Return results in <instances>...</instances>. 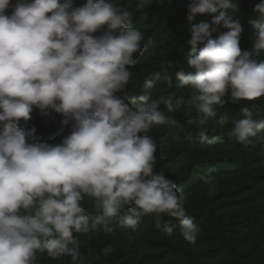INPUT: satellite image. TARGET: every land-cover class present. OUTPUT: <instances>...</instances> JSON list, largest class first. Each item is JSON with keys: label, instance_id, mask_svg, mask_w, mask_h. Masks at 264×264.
Listing matches in <instances>:
<instances>
[{"label": "clouds", "instance_id": "obj_1", "mask_svg": "<svg viewBox=\"0 0 264 264\" xmlns=\"http://www.w3.org/2000/svg\"><path fill=\"white\" fill-rule=\"evenodd\" d=\"M151 3L136 0V10ZM237 8L234 0L188 5L190 21L197 13H219L210 23L193 25L190 70L176 73L175 87L189 90L187 102L198 114L215 116L229 93L232 102L264 97V59L253 58L264 52V0L248 21L255 29L252 52L239 46L242 26L229 14ZM133 15L115 0H86L79 7L73 0H0V264H35L37 252L84 264L74 233H111L117 221L135 229L153 213L168 237L174 230L164 213L179 222L185 241L195 243L200 228L174 181L154 171L158 141L147 134L153 125L177 124L161 104L175 112L184 98L152 99L158 83L173 87L167 70L149 73L138 97L116 95L129 84L133 54L144 39L131 26ZM34 108L42 116L60 114L61 124L71 123L70 134L55 146L40 142L35 127L20 123L31 119ZM261 111L255 103L242 107L243 118L232 120L228 135L245 147L264 144ZM227 123L221 117L216 126ZM200 124L202 143L222 139L209 136L204 120ZM203 183L215 192L214 177ZM85 196L94 212L81 206ZM111 251L102 250L105 256Z\"/></svg>", "mask_w": 264, "mask_h": 264}, {"label": "trees", "instance_id": "obj_2", "mask_svg": "<svg viewBox=\"0 0 264 264\" xmlns=\"http://www.w3.org/2000/svg\"><path fill=\"white\" fill-rule=\"evenodd\" d=\"M234 2L238 8L235 13L230 11L229 14L234 20H239L242 26L239 46L242 51L252 52L255 29L248 21L257 15L255 5L261 0ZM84 3L86 0H73L74 7ZM115 3L133 10L131 26L139 28L144 35L140 51L133 54L136 64L130 68L132 78L124 91L116 95L123 97L128 92L138 97L146 91L144 79L149 73L167 70L173 87L158 83L150 90L152 99L171 95L174 100L181 96L185 100L171 113L161 104V109L173 117L177 124L153 125L147 134L158 141L154 171L172 179L178 191L184 194L187 214L198 224L200 231L195 243H189L179 235V222L164 213L161 214L162 219L169 221L174 230L173 236L168 237L155 226L153 213L142 217L135 229L122 227L117 221L111 233H74L84 264H133L136 255H140L148 264H264L257 248L241 236L244 229L264 221V144L245 147L235 137L228 135L232 120L243 118L240 109L254 103L264 107V97L254 101L232 102L229 93L222 98L224 107L216 106L215 116H205L198 114L195 107L187 102L189 90L175 87L176 73L190 70L188 59L190 55H195L191 54V46L187 44L191 39V28L201 22L210 23L219 13H197L190 21L187 8L191 0H152L150 5L140 10H136V0H115ZM99 34L98 31L93 35ZM219 34L213 33L212 38ZM201 47L203 44L198 45V49ZM253 58L264 59V52L260 56L253 53ZM169 63L171 67H168ZM139 104L137 100L133 107ZM30 115L35 120L33 124L30 123L31 119L20 123L29 130L35 127L40 142L55 146L71 132V123L61 124L62 116L54 111L42 116L40 110L34 108ZM221 117L228 118V123L222 128L216 126V121ZM260 117H264V111H261ZM201 120L205 121L203 126L208 129L210 137H222L218 143L208 145L201 142L197 135ZM180 126H184L183 131ZM230 168L236 170L230 172ZM231 174H237L245 181V185L232 191L238 196V210L233 208V199H225L220 191L210 193L208 190L201 197L194 194L191 187H187L191 182L201 188L206 176L227 179ZM251 205L254 206L252 210L249 209ZM81 206L86 211H95L92 199L87 196L81 201ZM125 214L127 209L122 213ZM131 240L134 241L133 245H128ZM107 246H111L112 251L105 256L102 250ZM41 254L45 262L40 264H73L67 255L51 258L47 253Z\"/></svg>", "mask_w": 264, "mask_h": 264}, {"label": "rangeland", "instance_id": "obj_3", "mask_svg": "<svg viewBox=\"0 0 264 264\" xmlns=\"http://www.w3.org/2000/svg\"><path fill=\"white\" fill-rule=\"evenodd\" d=\"M35 122L34 118L31 117L30 123L33 124ZM236 168H230V172H234ZM216 181V191H220L223 193L225 199H233L232 205H235L233 208H237L238 205V196L237 193L232 192L238 189L239 186L245 185V181L240 178L237 174H231L227 179L215 178ZM203 182V180H202ZM194 191V194L197 196H203L207 193L209 186L206 184H202V187L196 186V184H189ZM237 201V202H236ZM236 202V203H235ZM249 209H254V206H249ZM238 210V208L236 209ZM237 212V211H236ZM242 237H244L248 244L254 245L257 248L258 255L264 259V221L259 225H252L243 230L241 233ZM132 242L128 243V245H133ZM45 262L43 259V255L41 253H36L35 264H40L41 262ZM133 264H148V262L143 261L139 255L134 256Z\"/></svg>", "mask_w": 264, "mask_h": 264}]
</instances>
